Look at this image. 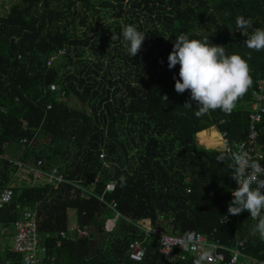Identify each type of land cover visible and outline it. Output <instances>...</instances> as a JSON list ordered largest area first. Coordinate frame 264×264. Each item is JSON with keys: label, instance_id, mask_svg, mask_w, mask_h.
Returning a JSON list of instances; mask_svg holds the SVG:
<instances>
[{"label": "trees", "instance_id": "trees-1", "mask_svg": "<svg viewBox=\"0 0 264 264\" xmlns=\"http://www.w3.org/2000/svg\"><path fill=\"white\" fill-rule=\"evenodd\" d=\"M239 16L264 28V0H19L0 15V154L6 144L18 145L19 161L41 159L42 168L56 166L69 181L57 189L13 182L17 168L0 158V190H12L0 207V264H19L10 250L12 223L32 207L45 249L38 264H164L151 233L141 259L127 258V243L144 234L135 224L141 218L183 238L198 232L216 240L225 248L217 264H226L227 249L237 241L245 255L264 259V240L251 235L255 221L249 213L222 219L232 199L231 155L195 140L213 127L225 132L232 151L247 132L252 91L264 78V51L243 45ZM125 25L146 33L132 58L123 40L114 38ZM181 33L247 60L253 83L231 114L217 110L197 118L195 102L192 109L183 107L189 93L177 94L173 80L179 65L167 67ZM113 57L124 66H114ZM256 126L264 141V114ZM221 154L223 164L217 161ZM94 179L92 191L81 195ZM109 179L115 184L106 197L121 216L89 255L92 233L71 239L67 211H74L78 227L95 229L111 217L97 199ZM77 181L80 188L71 184ZM196 258L185 254L173 264H194Z\"/></svg>", "mask_w": 264, "mask_h": 264}, {"label": "clouds", "instance_id": "clouds-1", "mask_svg": "<svg viewBox=\"0 0 264 264\" xmlns=\"http://www.w3.org/2000/svg\"><path fill=\"white\" fill-rule=\"evenodd\" d=\"M235 24L236 32L246 37L243 45L247 49L264 51V28H253L251 19L243 16L237 17ZM145 35L135 26L125 25L120 35L114 38L123 40L126 55L132 58L139 54ZM177 65L179 79L173 76L174 90L177 94L189 93L183 107L192 109L195 102L194 115L197 118L217 110L231 114L253 83L246 59L238 54H228L224 46L210 43L207 39H190L185 33L175 38L167 56L168 69ZM161 98L165 102L168 99L167 95ZM217 161L223 164L225 156L219 155ZM229 170L236 187L231 191L226 219L228 215L238 216L246 211L255 221L251 235L264 240V167L259 160H252L247 154L234 153ZM191 239V236L187 237L185 249ZM211 255L209 251L201 252L194 264H207Z\"/></svg>", "mask_w": 264, "mask_h": 264}, {"label": "built area", "instance_id": "built-area-1", "mask_svg": "<svg viewBox=\"0 0 264 264\" xmlns=\"http://www.w3.org/2000/svg\"><path fill=\"white\" fill-rule=\"evenodd\" d=\"M62 52V49L56 50L46 60L45 65L51 64L52 60ZM49 90H55L54 83L48 85ZM61 94V92H60ZM49 107V105H47ZM264 114V78L257 79L255 88L252 91L251 102L248 106L247 113V132L244 138L237 143L234 150H230L229 142L227 140L224 131H217L213 127V130L217 134V138L211 146H218L217 148L222 150L225 154H230L231 158L234 153L247 154L252 160H259L261 167H264V141L259 140V131L257 123H259ZM99 158L103 157V153L98 154ZM0 158L7 159L12 165H14L23 174L19 178L26 179L27 183L35 184H48L52 189H57L61 184L68 183L69 181L64 177L63 173L56 167L51 166L47 169L42 168L41 159L19 161L18 159H11L0 154ZM106 165V163L104 164ZM77 183H71L74 187L80 188ZM94 182L90 181L85 187L81 189L82 192L89 193L94 187ZM115 181L112 179L107 180L99 194L97 199L104 202L105 205L112 211V216L102 219L100 227L103 233L108 232L114 226L117 218L121 214L116 209V202L112 198H107V193H110L114 189ZM236 187L233 180V187L230 190H234ZM12 197V190L9 187L2 188L0 190V207L10 201ZM223 220H227L222 216ZM136 226L143 231V235L140 238L130 240L127 243L126 255L127 258L133 261H138L142 257V253L145 250V235L153 234L157 237L158 251L161 254V259L164 264H173L176 260L184 258L185 254H192L196 257L203 251H209L212 253L211 257L207 261L210 264H217L223 260L222 249H225L216 240H207L201 233H194L191 237V242L187 249L184 247V243L187 238L180 237L175 234L166 233L151 226L149 218H141L135 222ZM12 236L10 238V249L20 256L19 264H38L45 256V249L39 243V237L36 233V210L34 207L25 208L21 212L18 219L12 223ZM90 230L86 227L74 226L71 229V239L79 236H87ZM62 236L63 232H59ZM242 241H237L236 244L228 248L229 256L226 264H264V259H255L249 257L243 253Z\"/></svg>", "mask_w": 264, "mask_h": 264}, {"label": "rangeland", "instance_id": "rangeland-1", "mask_svg": "<svg viewBox=\"0 0 264 264\" xmlns=\"http://www.w3.org/2000/svg\"><path fill=\"white\" fill-rule=\"evenodd\" d=\"M18 1L19 0H0V15H3L6 12L7 8L11 4L16 3ZM111 60H112L113 65L116 66V67L124 66L123 62H121L120 58H118V57H113V58H111ZM213 133L214 132H209L208 131L207 134L203 133V134L199 135L200 138L207 140V142L208 143L210 142V144L205 143V140L199 139L198 134L196 133L195 134L196 143L199 144L202 147H205V148L218 147V146H211L212 143H214L215 140H216V135L213 136ZM18 150H19L18 145L11 144V143L10 144H6L4 146V155L6 157H8V158H11V159H17L16 155L18 153ZM15 172H16L15 173L16 175L13 176V182L16 180L17 183H22V182L27 183L26 179L19 178L23 174L22 172H20L18 169ZM74 214H75L74 211L71 210V209H69L67 211V227H68V231L71 230L74 227V225H75L74 224ZM254 264H258V263H254Z\"/></svg>", "mask_w": 264, "mask_h": 264}, {"label": "water", "instance_id": "water-1", "mask_svg": "<svg viewBox=\"0 0 264 264\" xmlns=\"http://www.w3.org/2000/svg\"><path fill=\"white\" fill-rule=\"evenodd\" d=\"M89 230L92 234H90L88 237L89 241L87 244H88L89 248H88L87 252L89 255H92V254L97 253L98 249L102 247L104 233H103V231L99 225L95 229L89 228ZM93 236H94V238H93ZM81 249L83 250V247H81Z\"/></svg>", "mask_w": 264, "mask_h": 264}, {"label": "crops", "instance_id": "crops-1", "mask_svg": "<svg viewBox=\"0 0 264 264\" xmlns=\"http://www.w3.org/2000/svg\"><path fill=\"white\" fill-rule=\"evenodd\" d=\"M202 131H203V130H202ZM209 132H212V130H209ZM213 132L215 133V135H217L215 131H213ZM216 138H217V136H216ZM199 139H201V140H205V139H202V138H200V137H199ZM205 143H208L207 140H205ZM211 143H212V142H211ZM208 144H210V142H209ZM74 226H75V225H74ZM68 232L71 233V230H69ZM93 238H94V236H93ZM9 242H10V241H9ZM10 250H11V249H10Z\"/></svg>", "mask_w": 264, "mask_h": 264}, {"label": "bare ground", "instance_id": "bare-ground-1", "mask_svg": "<svg viewBox=\"0 0 264 264\" xmlns=\"http://www.w3.org/2000/svg\"><path fill=\"white\" fill-rule=\"evenodd\" d=\"M215 135V133H213V136ZM217 136V135H216Z\"/></svg>", "mask_w": 264, "mask_h": 264}, {"label": "flooded vegetation", "instance_id": "flooded-vegetation-1", "mask_svg": "<svg viewBox=\"0 0 264 264\" xmlns=\"http://www.w3.org/2000/svg\"><path fill=\"white\" fill-rule=\"evenodd\" d=\"M94 235V234H93Z\"/></svg>", "mask_w": 264, "mask_h": 264}]
</instances>
